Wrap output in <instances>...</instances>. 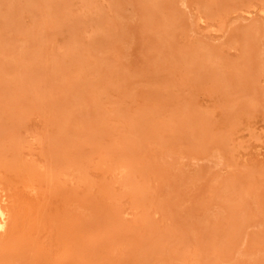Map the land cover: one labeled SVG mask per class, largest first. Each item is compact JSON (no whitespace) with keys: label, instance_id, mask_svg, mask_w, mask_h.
Wrapping results in <instances>:
<instances>
[{"label":"rangeland","instance_id":"374dc122","mask_svg":"<svg viewBox=\"0 0 264 264\" xmlns=\"http://www.w3.org/2000/svg\"><path fill=\"white\" fill-rule=\"evenodd\" d=\"M0 196V264H264V0H0Z\"/></svg>","mask_w":264,"mask_h":264},{"label":"bare ground","instance_id":"6f19581e","mask_svg":"<svg viewBox=\"0 0 264 264\" xmlns=\"http://www.w3.org/2000/svg\"><path fill=\"white\" fill-rule=\"evenodd\" d=\"M2 202H3V199L0 196V233H2L4 230H6L5 229L7 227L6 226V219L8 217V216H6L7 215L6 210H5V207L3 206ZM7 221H8V219H7Z\"/></svg>","mask_w":264,"mask_h":264}]
</instances>
